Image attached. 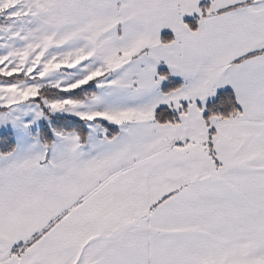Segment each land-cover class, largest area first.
Segmentation results:
<instances>
[{
	"label": "snow or ice",
	"instance_id": "6c2138e0",
	"mask_svg": "<svg viewBox=\"0 0 264 264\" xmlns=\"http://www.w3.org/2000/svg\"><path fill=\"white\" fill-rule=\"evenodd\" d=\"M0 264H264V0H0Z\"/></svg>",
	"mask_w": 264,
	"mask_h": 264
}]
</instances>
